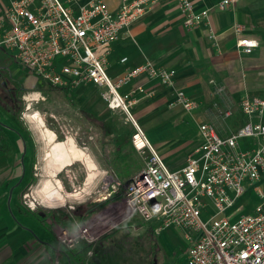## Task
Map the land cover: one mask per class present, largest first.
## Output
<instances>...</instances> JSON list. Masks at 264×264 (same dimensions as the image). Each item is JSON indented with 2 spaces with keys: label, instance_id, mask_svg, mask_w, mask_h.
Returning a JSON list of instances; mask_svg holds the SVG:
<instances>
[{
  "label": "built area",
  "instance_id": "1",
  "mask_svg": "<svg viewBox=\"0 0 264 264\" xmlns=\"http://www.w3.org/2000/svg\"><path fill=\"white\" fill-rule=\"evenodd\" d=\"M34 1L10 0L0 19V47L12 52L47 85H92L100 89L108 109L131 118L135 90L124 93V85L143 75L158 78L165 85L174 83L175 69L151 62L131 67L117 77L106 70L113 43L143 16L152 0H121L115 11L103 1L93 0L75 12L60 0H40L32 7ZM178 1L184 26L207 19V10L196 12L190 0ZM237 2L220 0L218 7L232 9ZM241 29L238 24L233 27L236 35ZM256 46V39L237 38L239 52L248 54ZM23 98L31 101L33 93ZM171 105L192 111L197 102L179 89ZM240 106L245 115L259 120L249 121L228 135H219L208 122L200 123V143L178 169L167 167L133 122L131 144L144 154V165L123 184L126 204L144 221H159L160 227L185 231L189 242L185 264H264V97L244 96ZM243 137L252 139L250 146H240ZM259 181L263 183L255 189L257 204L251 212L237 214L238 199ZM23 204L34 210L39 201L24 194Z\"/></svg>",
  "mask_w": 264,
  "mask_h": 264
},
{
  "label": "crops",
  "instance_id": "2",
  "mask_svg": "<svg viewBox=\"0 0 264 264\" xmlns=\"http://www.w3.org/2000/svg\"><path fill=\"white\" fill-rule=\"evenodd\" d=\"M60 1L75 12L80 5L93 0ZM101 1L112 11L117 10L121 2V0ZM190 1L196 12L208 11L207 19L199 25H183V15L178 0H152L143 16L123 30L112 45L106 67L111 77H117L127 69L145 62H151L159 67L173 68L176 71L172 85H165L158 78L143 75L132 79L122 87L124 93L135 90L129 108L132 119L120 116L122 111L108 109L99 95V88L89 84L65 88L70 91L69 100L79 103V112L86 121L100 125L101 135H96L97 139L103 141V146L117 149L112 155H117L118 152L120 155V160L107 166L98 154L99 145L93 141L94 137L86 135L80 148L97 163V167L95 165L92 171H106L109 167L115 171L128 169L136 172L140 169L136 158H131L132 152L129 153L132 146L129 133L135 132L133 122L140 127L149 142L150 137L154 138L152 135H162L160 133L163 130L176 129L179 135H199L193 140L185 138L177 149H168L169 147L162 149V144H154L153 147L167 167L178 169L185 164L187 156L200 143L198 128L200 123L208 122L214 126L219 135H228L249 121L259 120L257 116L246 115L239 126H236V120L232 121L233 125L227 123V119L231 118L232 114L238 111L244 114L240 106L244 96L264 97V0H238L232 9H220L218 7L220 0ZM9 2L10 0H0V19L4 16V10ZM39 4L40 0H35L32 7H37ZM235 24L242 27L239 35L233 31ZM210 29L213 32L212 37ZM238 37L256 39L258 46L248 54L239 52L236 48ZM5 53L17 60L12 52L0 47V54ZM1 63L0 59V91L6 92L9 81L1 78L3 75ZM2 80L6 82L3 85ZM179 89L197 102L196 109L186 111L179 105H171L175 92ZM2 98L4 100L5 97ZM226 111L230 113L226 115ZM2 117L1 113L0 121ZM262 119L264 121V115ZM0 126L3 125L0 123ZM50 144L52 148V143ZM179 149L184 151V155L176 159L175 154ZM3 155L0 148V173L4 169ZM90 182L91 178L87 185ZM2 183L0 181V189ZM262 183L263 181H259L255 184L258 186ZM23 215L0 210V264L82 263V260L79 261L71 255V251L67 253L55 244L51 227L44 228L34 218L33 225H25ZM137 216L149 227L150 249L147 251L148 245H146L144 252L149 253L150 258L148 256L135 258L130 243L116 242V237L120 233L114 234L113 237L106 234L102 242L100 240L94 242L86 252L79 253V258L90 253V264H164L167 259L159 260L160 262L157 260L159 252L161 250L168 252V248L178 245L170 240L167 231L170 228L173 230L180 228L160 227L159 221L147 222ZM185 257L186 253L181 257L182 261L179 264H185Z\"/></svg>",
  "mask_w": 264,
  "mask_h": 264
},
{
  "label": "rangeland",
  "instance_id": "3",
  "mask_svg": "<svg viewBox=\"0 0 264 264\" xmlns=\"http://www.w3.org/2000/svg\"><path fill=\"white\" fill-rule=\"evenodd\" d=\"M0 59L3 66L1 78L7 79L9 85H13L17 89L13 97H16L19 104V109L12 114L10 111L7 112L6 107H4L7 106L6 101L0 99L2 121L6 125L13 127L17 132L22 133L24 131V135H31L32 168L29 172L35 177L34 180L22 187V191L17 196L13 194V199L6 205L7 192L10 189V185L14 184L18 179L20 170L15 168L18 153L13 151L9 153L8 157L3 153L4 161L2 165L3 167H8L7 171H9L11 179L2 183V188L0 189V210L24 214L23 222L28 226L35 223L29 211H34L46 217L47 222L53 229L55 244L62 247L67 253L72 249L83 248L86 244L91 246L99 240L102 242L106 234L113 237L114 234L120 233L116 237V242L130 243L131 247H133L132 249H134L135 258L139 259V257L145 258L147 256L150 258L151 255L144 252L146 245H148L147 251L150 249L149 227L143 224L135 211L126 204L123 194V184L130 178L133 173L132 170L115 171L109 167L106 171H92L87 162H74L72 165L64 167L63 170L57 173L56 177H52L53 181L58 179L62 185V193L66 195L65 205L49 207L43 202L39 190L42 182L51 179L48 162L52 159L50 157L52 149L50 148V143L52 142L48 143L43 136V127L41 128L36 121L31 120L30 115L39 114L45 127L56 134V140L58 141H64L71 137L80 147L84 137L92 135L94 137L93 141L99 145L98 154L107 166L116 163V160H120V155L119 152L117 155H112V153L117 152V149L106 145L103 146V141L97 139L96 135H101L100 125L96 122L86 121L79 112V103H73L67 98L70 95V91L66 92L63 89L47 85L10 54H0ZM31 93H33V100L28 101L23 98V96ZM123 113L120 116H124L127 119L128 116ZM246 117L245 114L238 111L227 119V123L228 125H233L232 121L236 120V126H239L240 121ZM116 131H118L117 127ZM0 132L1 135H15L12 131L1 126ZM133 133L134 131H131L129 135ZM160 134L162 135H152L154 138L150 137L149 140L152 146L155 143L162 144V149L164 147L177 149L182 145L185 138L193 140L199 136L179 135V131L176 129L172 131L163 130ZM89 142L92 141L89 140ZM251 143L252 139L250 137L239 139V144L242 148L250 146ZM53 145L52 143V147ZM129 153H131V158H136L137 164L141 168L144 165V154H139L133 146L129 149ZM183 155L184 151L180 149L175 154L177 156L176 159ZM92 161L94 166L96 165L97 167V163L93 159ZM132 167L135 166L132 165ZM90 178L91 182L87 185ZM116 181L120 182L119 186L115 184ZM255 189L256 184H253L238 199L237 214L252 211L258 202ZM24 194L34 195L39 201V205H36L34 210L23 204ZM83 214L85 217L82 216ZM167 232L170 240L178 245L174 248H168V252L161 250L157 260L160 262L167 259V261L163 262L164 264L171 262L179 264L182 261L181 257L186 253L189 246L185 231L170 228ZM124 254L126 255V253ZM130 254L132 255V251ZM80 259L82 260L80 264H90V253L82 255Z\"/></svg>",
  "mask_w": 264,
  "mask_h": 264
},
{
  "label": "bare ground",
  "instance_id": "4",
  "mask_svg": "<svg viewBox=\"0 0 264 264\" xmlns=\"http://www.w3.org/2000/svg\"><path fill=\"white\" fill-rule=\"evenodd\" d=\"M29 117L31 120L36 121L41 128L43 127V136L48 142L54 144L50 154L52 159L48 162L51 179L41 183L39 190L40 197L49 207L63 206L66 203V195L62 193V185L59 180L55 179L56 181H53L52 177H56L58 172L63 170L64 167L72 165L74 162L85 161L91 169L95 168L94 163L89 155L71 137H68L69 139L67 138V140L57 142L56 134L45 127L39 114L35 113Z\"/></svg>",
  "mask_w": 264,
  "mask_h": 264
},
{
  "label": "flooded vegetation",
  "instance_id": "5",
  "mask_svg": "<svg viewBox=\"0 0 264 264\" xmlns=\"http://www.w3.org/2000/svg\"><path fill=\"white\" fill-rule=\"evenodd\" d=\"M5 80L1 81V84L3 85ZM9 83V82H8ZM15 87H12L9 85L8 89L2 92L0 91V99H3L2 97H5L4 100L6 101V105L4 106L7 109V112H12V114L19 109L18 101L16 100V97H13V94L17 91V89H14ZM2 108V107H1ZM1 114V110H0ZM2 127L8 129L9 131H12L13 133L17 135H0V148L2 149L3 153L6 154V157L9 156V153L16 151L18 153L15 168L20 170V175L18 179L14 182V184L10 185V189L7 192L6 196V205L9 204V202L13 199V194L17 196L18 193L22 191V187L34 180V176L30 174V170L32 168V155H31V144L32 139L31 135H24V131L17 132L13 129L10 125H6L2 120L0 121ZM26 130V129H25ZM36 168V167H35ZM8 167H4L3 171L0 173V181L3 183L10 180L11 177L9 176V171H7ZM15 196V198H16Z\"/></svg>",
  "mask_w": 264,
  "mask_h": 264
},
{
  "label": "trees",
  "instance_id": "6",
  "mask_svg": "<svg viewBox=\"0 0 264 264\" xmlns=\"http://www.w3.org/2000/svg\"><path fill=\"white\" fill-rule=\"evenodd\" d=\"M59 89H64L66 92L68 91V90H66L65 88H59ZM67 96H68V95H67ZM67 98H69V97H67ZM29 212H30L32 218H34V219H36L37 221H39V222L42 224V226H43L44 228H46V229H50V225H49V223L47 222L46 217H43L42 215H40L39 213H36V212H34V211H29ZM82 216H84V214H83ZM84 217H85V216H84ZM89 248H90V245H89V244H86V245L83 247L82 250H80V249L78 248V249H72V250H69V251H71V255H72L73 257H75L76 259H78V260L80 261L81 259L79 258V253H82V252H84V251L86 252Z\"/></svg>",
  "mask_w": 264,
  "mask_h": 264
}]
</instances>
